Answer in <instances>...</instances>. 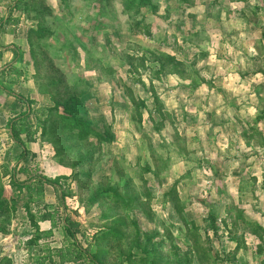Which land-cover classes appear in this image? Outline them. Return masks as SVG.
I'll return each instance as SVG.
<instances>
[{
    "label": "rangeland",
    "instance_id": "obj_1",
    "mask_svg": "<svg viewBox=\"0 0 264 264\" xmlns=\"http://www.w3.org/2000/svg\"><path fill=\"white\" fill-rule=\"evenodd\" d=\"M100 1L37 0L34 12L43 10L41 2L52 10L44 26L53 31L42 40L49 44L50 59L46 57L40 64L38 77L54 74L64 80L62 92H71L74 87L78 94L83 91L89 109L87 118L95 128L110 122L114 139L95 151L88 186L81 181L83 176H73L81 170L80 166L69 165L78 160L77 156L69 154L61 160L57 146L42 142L39 136H34L37 140L32 137L33 142L22 134L30 154L19 159L22 147L12 138L8 125L16 114L11 102L17 104L18 100L0 90V172L4 175L5 196L17 203L11 221H5L9 231L0 232V261L9 258V264H41L39 258L51 249L66 248L71 236L62 227V216L80 222L78 241L84 247L97 242L95 234L115 226L116 217L125 216L122 211L109 218L103 216L105 211L123 209L113 201L106 205L87 203L96 185L112 182L119 184L121 192L127 184L129 190L148 202L145 207L150 209L151 217L139 210L129 215L138 218L141 232H158L157 240H165L164 253L171 252L174 244L180 254L188 253L191 231L197 229L206 236L204 246L212 259L201 261L197 254H189L190 264H264L262 241L243 219L237 221L242 213L245 219L264 226V147L256 139L264 137V0H152L158 5L156 12L142 7L141 15L133 14L134 20L142 19V24L149 27L150 35L133 28L130 14L123 11L124 0H110L104 9ZM13 3L0 0V17L10 14ZM14 14L20 12L15 10ZM39 21L24 13L18 23L5 26L6 35L2 34L5 27L0 31L2 44L12 48L17 45L27 54L16 66L28 69L31 75L13 90L35 98L36 109L51 102L49 94L37 91L35 78L31 77L36 68L30 66L27 33L31 27L37 28ZM150 48L176 57L181 62L177 65L181 73L166 74L171 68L167 64L166 71L158 74L159 61L146 51ZM14 55L5 54L4 60L13 62ZM142 56L146 58L145 68L140 67L138 58ZM4 65L0 61V71ZM151 81L159 97L156 104ZM128 88L136 101L147 100L148 109L143 107L138 127L132 119L134 104ZM19 106L25 103L19 102ZM157 108L166 119L159 129L153 125L162 119ZM30 119L36 126L34 114ZM88 141L96 144L98 138L90 135ZM145 165L151 170L158 168V174L145 170ZM24 167L28 168L26 174L20 171ZM14 173L18 181L31 175L52 180L67 177L60 179L67 187L64 203L60 191L45 185L43 203L32 209L34 214L52 210L55 205L59 209L55 224L39 221L42 231H52L51 236L40 240L43 250L28 242L35 229L31 213L24 208L25 196H17L19 189L10 183ZM173 187L181 211L172 201L174 195L167 196ZM118 226L127 236L115 239L112 235L101 239L97 246L98 250H108L106 259L110 264L127 262V245L135 237L132 224ZM42 264L52 263L48 260Z\"/></svg>",
    "mask_w": 264,
    "mask_h": 264
},
{
    "label": "trees",
    "instance_id": "obj_2",
    "mask_svg": "<svg viewBox=\"0 0 264 264\" xmlns=\"http://www.w3.org/2000/svg\"><path fill=\"white\" fill-rule=\"evenodd\" d=\"M48 1V0H46ZM110 0H101V7L104 9L110 5ZM181 2L187 1L191 2V0H179ZM246 1V0H241ZM45 2V1H44ZM44 2H41V7L43 10L34 12L35 6L38 4L37 0H14V3L10 7V14L6 17L0 18V31L2 27H7V24L10 23H18L20 21V16L24 13H27L29 16H35L40 19L38 27H31L27 33V40L29 41L30 49L29 54L32 59V63L30 66L36 68L34 74H32V78H35L37 91L40 94H49L50 101L48 105L41 106L39 108H33V105L37 103V100L32 97L26 98L22 93H19L14 89V85L19 84L23 81H28L30 77V71L21 66H16L17 61H23L25 58L26 52L18 47L17 45H13L14 47H8V49L14 52V61L5 64V68L0 71V90L7 92L9 95H13L18 103L15 104L11 102L13 105L12 112L16 111V114L13 118L8 120V125L11 128V136L14 141L22 147L21 154L18 156L19 159H25L30 151L24 139L22 138V134H25L28 140L33 141L32 139H36V137H40L42 142L46 143H54L57 147V155L61 157V160H64L67 155L75 154L78 158L77 161L72 162L71 165L73 168L80 166L81 170L78 172H74L73 176L77 179L80 176H83L81 181L83 184L88 186V180H91L92 177V165L94 163L93 155L95 151H99L101 149V145L105 142H112L114 139V135L112 133V124L110 122L103 123L102 125H98L97 128L93 127L92 122L87 118V114L89 109L87 107L86 102L84 101L83 91H80L78 94L76 91L77 87H74L71 92H67V89L62 92L60 89V85L64 84V80L58 79L54 74L47 75L45 77L40 76L38 67L43 62L46 57L50 59V55L47 50H49V44L43 43L42 40L49 37V35L53 34V31L48 27L44 26L47 23L46 15L51 14L52 10H50L47 6L44 5ZM142 7H150L153 12L158 10V5L153 3L152 0H124L123 1V11L125 13H129L133 25V28L137 27L138 29H143V32L148 35L151 34L149 27L145 24H142V19L134 20L133 14L136 16L142 14ZM20 12L18 16H13L14 11ZM45 10V11H44ZM32 12L35 14L32 15ZM243 15V11L241 12ZM6 27L4 28V33L6 31ZM43 48L44 50H41ZM47 48V49H46ZM146 51L151 52L155 60L159 61V70L158 74H162L166 71V65L169 64L171 68L168 69L169 74H174L175 72L181 73L182 70L177 68L178 64H181L180 61L176 59V57L163 53L156 52L153 49H146ZM55 52L53 51V54ZM129 57V56H127ZM2 56L0 55V59ZM140 60V67H146V58L144 56L138 58ZM53 62V60H52ZM28 66V65H27ZM136 71H139V66H135ZM109 71V70H107ZM114 70L110 71L112 73ZM9 81V82H7ZM10 83V85H7ZM150 88L152 90V94L155 96L154 103L159 102L158 94L156 93V89L153 81L150 83ZM128 90L131 92V99L134 104L132 109V119L135 120L136 126L142 124L143 117V107H147L148 104L146 99H140L136 101L134 95L130 88ZM19 102L25 103V108L19 106ZM136 106V110L134 107ZM20 108V109H19ZM19 109V110H18ZM18 110V111H17ZM134 110V112H133ZM157 111L161 114V120H155L153 123L155 129H159L165 122V116L162 113L160 108H157ZM134 113V114H133ZM150 117L153 119V112L150 110ZM34 114L37 119V124L34 126L31 121V115ZM102 126V127H101ZM104 128V129H103ZM252 130L256 128L251 126ZM245 134L247 133L244 130ZM90 135H94L98 138V142L96 144L88 141ZM251 138H256L254 134H250ZM33 137V138H32ZM249 138V137H247ZM264 137L256 138L264 147ZM37 140V139H36ZM35 141V140H34ZM33 141V142H34ZM33 142H31L33 144ZM89 143V144H88ZM96 145V146H94ZM86 146V148H84ZM87 165L89 168L84 169ZM144 169L148 172H153L158 174V168L152 169L145 165ZM22 173H27L28 168H20ZM4 175L0 172V232L7 233L9 230L6 228V222H10L12 219L13 212L17 211V203L16 200L11 202L5 196V185L3 183ZM12 179L10 180L11 185L15 189H19V193L17 196H25L23 199L25 209H27L31 215V226L34 227L35 232L34 235L28 240L29 243H32V246L38 248L40 250L45 249V247H40V240L44 239L48 235L51 236L52 231H42L40 228L39 221H47L50 220L51 224H55V219H58L59 209H56V205L51 207L52 210L49 209V205H44V208H48L49 210H45L43 213L34 214L32 211L33 206H40L42 200H44V195L46 194L45 185L52 186L56 191H60V198L64 203V198L66 196L67 187L64 183L60 182L62 177L67 178L66 176H59L57 178L49 179L43 175H31L29 179L25 181H18L16 179V174L11 175ZM128 185H124V189L121 192L120 186L118 183H99L95 186V189L91 196H89L87 203L89 205H94L96 203H100L101 205H106L109 201H113L116 204V207H122L123 209H119L117 211H105L103 213L104 217L109 218L111 214H120L125 213V216L116 217L114 220L116 222L115 226L109 228L108 230H103L99 234H95L94 238L97 239V242L88 243L87 247H84L80 241H78V234L81 232L80 222H77L70 216H59L62 219V227L64 228L66 234L71 236V242L66 248H57L51 249L49 254H44L39 258L41 264L45 261H50L52 264H65L72 262L74 264H88L89 261L91 264H110L106 259L108 255V250L99 248L97 246L101 245L100 240H104L113 235V238L120 239L127 236V232L122 230L120 226L129 227L132 224V227L135 229V237L134 240L127 245V262H119L116 264H190L192 258L187 255L197 254L201 261H205L207 259H212L211 253L204 246L203 238L206 237L196 229L195 231H191L193 235L191 236V244L190 250L188 253L180 254L178 252V247L174 244L171 246V252L164 253V243L165 240L159 239L158 232L149 233V232H141V228L138 224V218H131L129 212H136L137 210L141 211L144 215L151 217L150 209L145 207L148 205V202L144 201L140 194L136 191H131L128 189ZM22 192V193H21ZM24 193H26L24 195ZM172 196V201L175 202V207L177 210L181 211L180 207V198L178 196L177 190L175 187L172 188L170 192L167 193V196ZM43 203V202H42ZM122 211V212H120ZM136 215V214H135ZM137 216V215H136ZM213 216V215H212ZM215 218V216L213 217ZM243 219L244 222L250 225L251 232L255 234L264 245V226L259 222L249 221L242 216L240 213L237 217V221L239 219ZM30 221V220H29ZM215 231H218L215 229ZM98 233V232H97ZM84 234V233H83ZM141 235L144 239L141 240ZM116 242V241H114ZM95 245V250L91 249V246ZM261 250L264 251L262 245H260ZM239 248V246H237ZM173 255V257L169 255ZM5 260V261H4ZM9 258H4L0 261V264L10 263Z\"/></svg>",
    "mask_w": 264,
    "mask_h": 264
},
{
    "label": "crops",
    "instance_id": "obj_3",
    "mask_svg": "<svg viewBox=\"0 0 264 264\" xmlns=\"http://www.w3.org/2000/svg\"><path fill=\"white\" fill-rule=\"evenodd\" d=\"M6 17V16H5ZM1 18V17H0ZM2 28H4V27H2ZM3 34V33H2ZM6 35V34H5ZM1 39V38H0ZM3 39V38H2ZM2 39H1V41H2ZM11 41V39H9V42L8 43H12V42H10ZM1 44V46H3L4 47V50L2 51L1 50V48H0V55L2 56V58L0 59V61L2 62V60H3V63H5V64H7V63H9L8 62V60H4V56H5V54H8V53H10L12 56L14 55V53H13V51L12 50H10V49H8V47L9 46H12V45H10V44H8V45H6L5 46V44H2L3 42H0ZM14 43V42H13ZM8 46V47H7ZM65 57H67V55H65Z\"/></svg>",
    "mask_w": 264,
    "mask_h": 264
}]
</instances>
